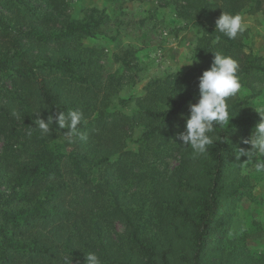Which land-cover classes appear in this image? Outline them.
Returning <instances> with one entry per match:
<instances>
[{
  "label": "trees",
  "instance_id": "16d2710c",
  "mask_svg": "<svg viewBox=\"0 0 264 264\" xmlns=\"http://www.w3.org/2000/svg\"><path fill=\"white\" fill-rule=\"evenodd\" d=\"M60 1L0 0L9 12L6 18L0 10V139L3 148L9 145L0 164V264H85L89 252L101 264H208L203 255L214 250L218 225L241 187L229 178L241 165L242 138L261 120L251 98L259 93L256 84H264V64L245 50L244 33L229 39L202 16L240 14L247 6L264 12V0H174L186 27L202 30L196 60L169 78L149 80L132 115L95 112L94 102L58 90L51 76L62 73L79 88L98 85L90 82L81 51L64 48L101 31L104 16L90 8L80 19H61ZM217 51L238 62L241 88L251 92L226 98L230 120L215 125L213 145L197 155L177 134L199 98L198 77ZM73 110L87 119L78 126L87 139L65 154L47 142L67 131L57 128L55 116ZM38 111L46 122L53 117L55 130L44 134L33 124L30 146L23 148L20 134L28 136L25 122ZM136 126L141 132L129 148L125 139ZM110 215L123 225L115 237Z\"/></svg>",
  "mask_w": 264,
  "mask_h": 264
},
{
  "label": "rangeland",
  "instance_id": "374dc122",
  "mask_svg": "<svg viewBox=\"0 0 264 264\" xmlns=\"http://www.w3.org/2000/svg\"><path fill=\"white\" fill-rule=\"evenodd\" d=\"M173 2L174 0H61L56 12L61 19H80L90 8L98 9L104 16L101 31L93 37L72 40L65 45L69 47L64 48L77 47L81 51V55L89 62V80L98 85L90 90L79 88L69 73H62L51 76L60 83L57 89L65 92V96L73 95L78 100L94 102L95 112L102 109L106 115L110 112L132 115L137 106L136 98L144 93L149 80L169 78L172 74L188 69L196 60L195 44L201 31L192 26L186 27V21L176 14ZM0 10L8 18L9 12L5 8ZM241 15L247 24L243 36L245 50L261 54L264 58V12L245 7ZM202 19L206 25L215 26L217 18L204 14ZM20 41L29 44L27 38H20ZM36 49L33 46L28 50L34 53ZM125 63L129 65L126 66ZM110 76L118 79L112 80ZM256 89L259 93L251 98V102L252 107L260 111L264 109V84H256ZM250 92L248 88H240L238 93L243 96ZM19 123L13 124V130L18 129ZM35 123L40 130L38 119L25 122L24 128L28 131L35 130ZM130 132L131 135L125 139L127 147L135 148L136 144L132 140L139 136L141 126L134 127ZM20 135L19 139L26 140L23 148L29 147L27 138L31 135ZM1 142L4 139H0V164L9 147L6 143L3 148ZM81 142L84 141L77 142L75 138L70 143L64 134L47 144L50 148L56 147L68 154L75 151ZM244 146L242 148L245 149L251 147L247 144ZM240 160L239 171L231 172L229 180H235V184L240 183L241 187L235 199L229 202L225 219L218 225V242L213 245L214 250L203 255L208 264H264V173H258L255 163L247 162V157L241 156ZM166 163L175 164L173 158H168ZM6 174L3 172L1 175ZM67 177L65 176V181L68 180ZM108 221L113 224V237L123 231L119 218L110 215L107 216ZM48 226L46 224L42 227L47 229Z\"/></svg>",
  "mask_w": 264,
  "mask_h": 264
},
{
  "label": "clouds",
  "instance_id": "9594fccd",
  "mask_svg": "<svg viewBox=\"0 0 264 264\" xmlns=\"http://www.w3.org/2000/svg\"><path fill=\"white\" fill-rule=\"evenodd\" d=\"M246 30L247 24L239 13L222 12L215 21V31L229 39H235ZM238 68L239 64L234 58L217 51L213 53L210 67L198 77L199 98L196 103L189 104L187 117H183L181 114L186 123L184 131L177 134L182 144L190 145L197 155L205 154L208 147L213 145L214 140L209 134L214 132L215 125L230 120L228 99L226 100V98L235 96L241 88L237 75ZM257 112L261 117L260 122L255 125L250 137L242 138V143L251 147L248 149L239 148L236 157L237 159L241 156L247 157V162L255 163V170L258 173H264V114H262L264 109ZM36 115L41 132L50 135V132L55 130L51 127L53 117L49 116L46 122L44 119L38 118L39 111ZM84 119V113L79 110H73L66 114L60 112L55 116V124L60 130L67 129L65 137L68 142H74L77 136L84 141L87 136L78 129ZM27 134L30 136L31 130ZM84 261L85 264H101L100 258L93 252L87 253L84 256Z\"/></svg>",
  "mask_w": 264,
  "mask_h": 264
},
{
  "label": "crops",
  "instance_id": "0c3cea01",
  "mask_svg": "<svg viewBox=\"0 0 264 264\" xmlns=\"http://www.w3.org/2000/svg\"><path fill=\"white\" fill-rule=\"evenodd\" d=\"M252 6H247L246 8H251ZM254 8V7H253ZM245 9V8H244ZM243 13V11L240 13V14H242ZM193 28H198V29H200V31L202 32V30H201V28L200 27H197V26H192ZM201 35V34H200ZM254 54H256V55H259V56H261V54H257V53H254ZM262 58H263V56H261ZM262 63L264 64V58H263V61H262Z\"/></svg>",
  "mask_w": 264,
  "mask_h": 264
}]
</instances>
